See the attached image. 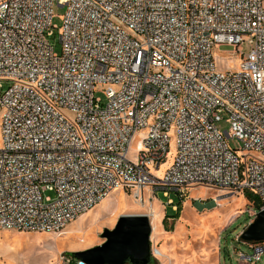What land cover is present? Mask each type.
Returning a JSON list of instances; mask_svg holds the SVG:
<instances>
[{
	"label": "built area",
	"instance_id": "1",
	"mask_svg": "<svg viewBox=\"0 0 264 264\" xmlns=\"http://www.w3.org/2000/svg\"><path fill=\"white\" fill-rule=\"evenodd\" d=\"M221 45L238 69L217 70ZM0 115L1 229L60 233L114 189L141 199L145 186L168 204L198 185L245 193L251 222L264 208V0H0ZM246 243L257 263L264 241Z\"/></svg>",
	"mask_w": 264,
	"mask_h": 264
},
{
	"label": "rangeland",
	"instance_id": "2",
	"mask_svg": "<svg viewBox=\"0 0 264 264\" xmlns=\"http://www.w3.org/2000/svg\"><path fill=\"white\" fill-rule=\"evenodd\" d=\"M52 13V34L48 40L54 50L60 52L59 33L64 7L54 3ZM217 50L227 52L225 55L214 54L218 71L239 68L240 55L230 54L234 50L233 46L221 45ZM248 50V44L244 43L242 51L248 53ZM6 86L5 82L4 87ZM95 96L103 101L105 99L100 90L95 92ZM217 127L221 131H229L230 124L226 115H222ZM143 132L142 130L137 134L131 146V157L139 149ZM227 142L233 148L241 146V142L234 138H228ZM169 148L168 158L162 163V169L152 168L157 176L163 175L174 156L173 137ZM45 194L53 196L51 192ZM231 195L225 194L223 190L203 185L194 186L183 199L178 218L167 219L168 226L172 227V230L167 231L162 221L165 214L174 215L176 212L173 204L177 203L178 196L174 191H169L174 203L168 204V198L163 195L162 189L155 190L145 186L141 203L131 190L119 188L93 208L79 215L64 228L65 230L63 229V232L61 231L62 233L0 228V264H63L62 256L70 257L67 254L71 255L102 243L103 229H112L121 215L147 214L152 223L149 214L151 207L157 208L156 210L161 213L158 217L157 231H151L150 234L152 247L155 246L163 252V257H154L156 259L154 264H264V256L257 263H250L240 256L242 253L244 255L252 253L249 245L240 238V232L250 222L247 210L258 208L255 198L242 192ZM175 233H178L177 237H174ZM78 261V258L72 257V264H77Z\"/></svg>",
	"mask_w": 264,
	"mask_h": 264
},
{
	"label": "water",
	"instance_id": "3",
	"mask_svg": "<svg viewBox=\"0 0 264 264\" xmlns=\"http://www.w3.org/2000/svg\"><path fill=\"white\" fill-rule=\"evenodd\" d=\"M152 225L147 214H124L112 229H103L102 243L73 253L77 264H151L150 234ZM244 242L264 241V208L240 232Z\"/></svg>",
	"mask_w": 264,
	"mask_h": 264
},
{
	"label": "trees",
	"instance_id": "4",
	"mask_svg": "<svg viewBox=\"0 0 264 264\" xmlns=\"http://www.w3.org/2000/svg\"><path fill=\"white\" fill-rule=\"evenodd\" d=\"M256 200H257V199H255V202L257 203ZM182 202H183V200H180V199L178 198L177 203H175V204L177 205V207H176V210H175L176 212H175L174 215H168V214H165V216H164L162 222H163V224H164V228H165L167 231L172 230V227L168 226V224H167V219H168L169 217H171L173 220L176 219V218H178V214H179V211H180V209H181ZM257 205H258L257 207L259 208V204H258V203H257ZM67 255H69L71 259H72V257H74L73 254H71V255H70V254H67ZM155 261H156V259L153 258L151 264H154ZM71 264H72V263H71Z\"/></svg>",
	"mask_w": 264,
	"mask_h": 264
},
{
	"label": "bare ground",
	"instance_id": "5",
	"mask_svg": "<svg viewBox=\"0 0 264 264\" xmlns=\"http://www.w3.org/2000/svg\"><path fill=\"white\" fill-rule=\"evenodd\" d=\"M162 167L163 166H161L160 168L162 169ZM159 171L160 170H158V172L157 173H159ZM119 189V188H118ZM114 190H117V189H114ZM113 190V191H114ZM147 190V189H146ZM112 191V192H113ZM141 194H142V196H143V189H142V191H141ZM234 195H236V194H234ZM234 195H231V196H234ZM104 200V199H103ZM139 201H141V203H142V201H143V198L141 197V199H139ZM145 202V201H144ZM117 203V202H116ZM143 209V208H142ZM157 209V208H156ZM156 209H154V208H152L151 207V211L149 212V214L151 215V217H152V219L153 218H158L159 217V215H161V213H160V211H158V210H156ZM151 221V220H150ZM151 225H152V223H151ZM65 230V229H64ZM64 230H62V232L64 231ZM157 231V224H155L154 223V225H153V228H152V232H156ZM61 232V233H62ZM202 233V232H201ZM154 248L157 250V255L159 256V258L161 257L160 255H161V252H160V250L157 248V247H155L154 246Z\"/></svg>",
	"mask_w": 264,
	"mask_h": 264
},
{
	"label": "crops",
	"instance_id": "6",
	"mask_svg": "<svg viewBox=\"0 0 264 264\" xmlns=\"http://www.w3.org/2000/svg\"><path fill=\"white\" fill-rule=\"evenodd\" d=\"M158 220H159V219H158L157 217L152 219V228H153L154 223L157 224ZM71 222H72V221H71ZM71 222H70V223H71ZM70 223H69V224H70ZM69 224H67V226H68ZM157 229H158V225H157ZM177 234H178V233H175V236H174V237H177ZM160 252H161V255H160V256L163 257V252H162L161 250H160Z\"/></svg>",
	"mask_w": 264,
	"mask_h": 264
}]
</instances>
